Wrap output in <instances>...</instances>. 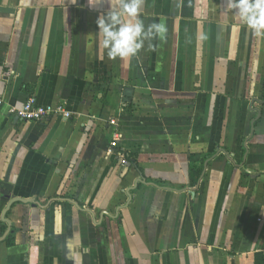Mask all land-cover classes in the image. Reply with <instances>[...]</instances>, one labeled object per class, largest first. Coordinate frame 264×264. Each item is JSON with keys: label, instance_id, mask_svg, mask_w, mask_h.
I'll return each instance as SVG.
<instances>
[{"label": "crops", "instance_id": "obj_1", "mask_svg": "<svg viewBox=\"0 0 264 264\" xmlns=\"http://www.w3.org/2000/svg\"><path fill=\"white\" fill-rule=\"evenodd\" d=\"M108 8L0 0V264H264V37L144 0L163 31L109 59ZM31 95L71 116L10 112Z\"/></svg>", "mask_w": 264, "mask_h": 264}, {"label": "clouds", "instance_id": "obj_2", "mask_svg": "<svg viewBox=\"0 0 264 264\" xmlns=\"http://www.w3.org/2000/svg\"><path fill=\"white\" fill-rule=\"evenodd\" d=\"M143 4L144 0H109L108 10L98 16V33L109 59L136 56L146 41L150 42L163 31V25L155 21L145 24L141 18ZM227 8L254 35L264 37V0H227Z\"/></svg>", "mask_w": 264, "mask_h": 264}, {"label": "built area", "instance_id": "obj_3", "mask_svg": "<svg viewBox=\"0 0 264 264\" xmlns=\"http://www.w3.org/2000/svg\"><path fill=\"white\" fill-rule=\"evenodd\" d=\"M0 103H2V99H0ZM10 112L25 121L33 122L46 121L53 115H63L66 118L71 116V113L67 111L65 105H39L37 104V100L34 95L29 96L22 107H13L10 109ZM121 161L123 164L128 162L123 154H121Z\"/></svg>", "mask_w": 264, "mask_h": 264}, {"label": "water", "instance_id": "obj_4", "mask_svg": "<svg viewBox=\"0 0 264 264\" xmlns=\"http://www.w3.org/2000/svg\"><path fill=\"white\" fill-rule=\"evenodd\" d=\"M259 114H260V113H259ZM208 161H209V160H208ZM208 161H206V163H205L204 172H205V169L207 168ZM140 181H143V179H142V178H141V179H138L137 183L140 182ZM137 183H136V185H137ZM15 201H21V202H23V203H33V204L35 205V201H34L33 199H30V198H28V199H25V198H15V199H13V200L11 201V204H12L13 202H15ZM11 204H10V205H11ZM10 205H9V206H10ZM9 206H8V208H9ZM10 228H11V227H9V231H10ZM7 233H8V231L5 233V235H3V236L0 238V240L3 239V238L6 236Z\"/></svg>", "mask_w": 264, "mask_h": 264}, {"label": "trees", "instance_id": "obj_5", "mask_svg": "<svg viewBox=\"0 0 264 264\" xmlns=\"http://www.w3.org/2000/svg\"><path fill=\"white\" fill-rule=\"evenodd\" d=\"M125 112H126L127 114H131V113H132V112H131V109H130V106H129V108L125 109ZM200 172H201V171H199V173H198L199 175H200Z\"/></svg>", "mask_w": 264, "mask_h": 264}]
</instances>
